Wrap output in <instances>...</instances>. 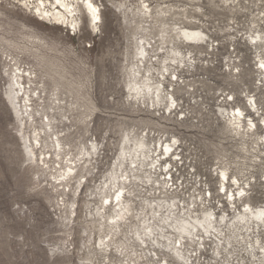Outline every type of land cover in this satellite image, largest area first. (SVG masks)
Listing matches in <instances>:
<instances>
[{"label":"rangeland","instance_id":"374dc122","mask_svg":"<svg viewBox=\"0 0 264 264\" xmlns=\"http://www.w3.org/2000/svg\"><path fill=\"white\" fill-rule=\"evenodd\" d=\"M53 1L46 4L54 11ZM143 1L98 0L104 7L100 31L93 33L84 12L83 26L73 34L40 21L14 0H0V264H180L170 252L140 247L135 240L143 227L140 217L153 214L150 203L156 207L176 198L181 210L201 216L209 209L229 220L244 204L264 206V48L251 42L264 37V0ZM144 4L151 9L147 16ZM179 27L203 30L209 43L185 42L174 32ZM142 41L148 49L143 62L137 50ZM174 48L182 52V62H165ZM135 65L142 76L161 81L163 94L172 95L177 107L167 110L168 98L155 107L149 97L131 98L127 86ZM18 69L22 78L15 76ZM18 82L24 88L16 85L13 93L25 112L21 120L7 98L10 84ZM221 107L242 108L246 123L251 119L258 126L255 135L231 132ZM127 137L128 146L143 138L151 149L158 147L155 156L174 142L178 160L163 156L162 163L172 166L154 169L151 181L129 174L128 199L136 218L114 237L107 225L101 228L97 211L103 198L113 195L102 187ZM26 143L33 146L31 160ZM69 167L75 169L71 180L65 176ZM223 169L230 194L237 193L238 186H231L235 179L247 188L245 202L231 205L222 194ZM165 179L168 194L160 188ZM106 212L113 214L109 207ZM250 234L231 254L218 256L208 242L188 256L192 264H260L264 258L254 263L245 247L258 239L264 243V230ZM101 239L112 247L101 249Z\"/></svg>","mask_w":264,"mask_h":264},{"label":"bare ground","instance_id":"6f19581e","mask_svg":"<svg viewBox=\"0 0 264 264\" xmlns=\"http://www.w3.org/2000/svg\"><path fill=\"white\" fill-rule=\"evenodd\" d=\"M14 1L18 4L17 6L21 8L35 11L34 14L40 21L52 25L56 24L58 26H61L62 28H70L69 30H71L73 34H75L76 32H80L81 27L83 26L81 16L84 12H86L87 16L89 17V28L93 31V33L97 34L101 28L102 11L100 7L93 2V0H59V3L57 2V0H52L53 2L56 1L55 3H53L54 11L53 9L48 8L46 4L48 2H46V0H41L40 4L35 6H33L34 0H24L23 2L22 0ZM89 3L92 4L93 8L97 9V12L93 13V11L87 7ZM143 3H146V0H144ZM145 6H147V4H144V10H141V12L144 13L145 16H147L151 14V9L149 6ZM174 32L176 33L177 37L181 38L191 45H205L209 43L208 35L203 30L197 27L174 28ZM143 42L144 41H142V44ZM251 42L256 47L260 46L264 48V37L261 35L252 37ZM137 50H139V54L142 56L141 61L143 62V59L148 55L146 43H144L142 46H139ZM170 54L171 56H169L165 60V62L167 60L176 62L180 59L179 57H183L182 52H180L177 48L172 49ZM179 61L182 62V60ZM262 64H264V61H261L260 65ZM167 65L164 66L165 70L168 69ZM260 68L262 70V73L264 74V67ZM147 72L149 73L150 69H148L146 73ZM16 74H19L21 77L23 73L18 69L15 73V76ZM131 77L132 79H129L130 83L127 86L131 98L137 99V101H141L149 97L154 107L155 105L161 104L165 98H168L169 101L166 109L169 111H172L175 105L178 104L176 103V99L174 100V97L172 95L163 94L165 90L162 87L161 81L153 82L152 77L146 75L142 76L139 66L135 65L132 67ZM14 84H10V90L7 93V98L11 104V107L13 108L14 115L17 119L19 118L21 120V117H24L23 115L25 112L23 113V109H21V106H19L17 103V101H19V97L17 98L16 94L13 92L15 88L14 86L19 85L23 87V85H20L19 82L15 85ZM18 94H20L19 91ZM250 107L251 109H253V111H256L255 109L258 108L256 102L254 103L253 101L250 103ZM219 112L222 115H225L227 112L229 118V127L232 129L231 132H236L237 135L243 136L242 129H244L245 136L249 134L255 135L256 131L258 130V126L254 121H251V119H248L250 121V124L246 123V116L242 108H237L230 111L221 107L219 108ZM29 116L31 117V119H33L32 114H29ZM22 120L24 121V119ZM26 141H28V139ZM36 142H38V139H36ZM60 142V139H57V147H61ZM123 142L125 145L122 147L115 169L109 177L110 183L106 182L102 187L103 193H105V189H108L111 191V193L113 192V195H106L103 198L101 208L97 211V216H99L101 220V228L107 225L111 229V234H113L114 237H116L118 233L122 232L123 226L127 224L129 226L131 219L136 218V216L133 214L131 200L128 199L130 198L128 197L130 192L127 190V184H132L131 175L129 174L134 173L133 176L136 181H143L142 178H147L149 181H151V179L153 178L152 173L154 169L157 170L158 167H161L163 169V167H165V170H168L172 166L171 163H166L167 165H164L165 163H162V160L164 159L163 156H175V160L178 158L177 154L173 150V148L175 147V145L173 144L174 142L167 144L166 147H164L163 145L161 154L157 156L155 155L158 152V147H155V149H151L149 147V144L143 138L136 140L134 144L130 146L128 145L129 143H131V141L128 137L125 138ZM32 147V145L31 147L27 146V143L25 145V152L30 160L31 157H35V153ZM94 149H96L95 145ZM88 156L91 157L92 153L88 152ZM126 163V168L122 170ZM74 171L75 169L73 167H69L68 171L65 172V176L69 180H71L73 178L72 176L74 174ZM120 171H122V175H119ZM140 173L146 176L141 177ZM170 173L171 172L168 171L167 175H169ZM167 180L168 179H165V182L162 183L163 187H160L163 189L166 188V191L164 192L166 194H168L169 192L166 186L169 183ZM220 180L222 183L220 190H222V194L224 193L227 195V200L230 201L231 205H236L238 201L245 202L246 195L248 194L247 188H245V186L240 185L239 181L235 179V181L233 182L234 185L232 184L231 186H238V190L236 194H230V192L232 191L228 189L230 180L226 170L224 169L221 173ZM226 180L228 181V183H226ZM159 185L162 186L161 184ZM117 196H119V199H117ZM175 199L176 198H172L168 201L164 200V204L157 203L156 207H152V203L149 204L151 206V211H153V214L151 215V217L148 214H145L144 217H140V221L141 223H143V227L136 232L135 240L139 241L140 247L145 246V248L150 249V247L153 246L154 248L164 249L165 251L170 252L171 256L180 264H192L193 261H191L188 255L191 254V252H197L201 250L208 242H213L215 244L216 248L213 251L215 254L217 253L218 256L224 252L231 254L234 244L242 242L240 238H242V240L246 242V236H251V231L255 233V229L264 230V206L254 208L249 204H244V210H242L237 216H235L234 220H229L224 214L217 217L215 212L209 209L203 210L201 216H199V214L194 215L192 214V212H186V208L181 210L179 208L180 205L178 206L177 204H175ZM108 207L112 208L113 214L107 215L106 209ZM178 210L180 211L179 215L175 212ZM148 217L149 219L145 220ZM151 220H154L158 224H150ZM225 230H229L230 234H225ZM239 230L245 231V234L237 233ZM112 245V241L106 242V240L104 239H101L100 241V247L105 251L109 250ZM118 248L120 247H117V250ZM245 254H248L252 259H254V263L260 262L261 258H264V243L260 242L259 239L254 241V243H249L248 246L245 247ZM193 256L194 255H192V257ZM263 263L264 261L262 260L260 264ZM165 264H167V262H165Z\"/></svg>","mask_w":264,"mask_h":264},{"label":"snow or ice","instance_id":"6c2138e0","mask_svg":"<svg viewBox=\"0 0 264 264\" xmlns=\"http://www.w3.org/2000/svg\"><path fill=\"white\" fill-rule=\"evenodd\" d=\"M57 2L59 3V0H57ZM87 7L90 8L93 11V13L97 12V9L93 8L91 3H89L87 5ZM145 7H147V6H145ZM261 67H264V64H262ZM241 194H243V193H241ZM117 199H119V196H117Z\"/></svg>","mask_w":264,"mask_h":264},{"label":"flooded vegetation","instance_id":"af4514ba","mask_svg":"<svg viewBox=\"0 0 264 264\" xmlns=\"http://www.w3.org/2000/svg\"><path fill=\"white\" fill-rule=\"evenodd\" d=\"M96 2V4L99 6V7H101V8H103L104 9V7H102V5L98 2V0H96L95 1ZM81 19H82V16H81ZM102 22H103V14H102ZM89 23V21H88V19H87V24ZM82 24H83V20H82ZM89 25V24H88ZM2 39V38H1ZM0 39V40H1ZM2 41V40H1Z\"/></svg>","mask_w":264,"mask_h":264}]
</instances>
